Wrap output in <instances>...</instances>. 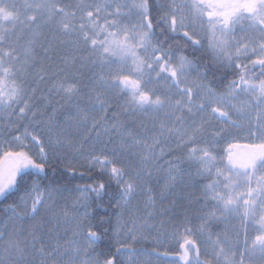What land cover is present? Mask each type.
Masks as SVG:
<instances>
[{
	"label": "snow or ice",
	"instance_id": "1",
	"mask_svg": "<svg viewBox=\"0 0 264 264\" xmlns=\"http://www.w3.org/2000/svg\"><path fill=\"white\" fill-rule=\"evenodd\" d=\"M0 264H264V0H0Z\"/></svg>",
	"mask_w": 264,
	"mask_h": 264
},
{
	"label": "trees",
	"instance_id": "2",
	"mask_svg": "<svg viewBox=\"0 0 264 264\" xmlns=\"http://www.w3.org/2000/svg\"><path fill=\"white\" fill-rule=\"evenodd\" d=\"M87 176L85 177V179L82 181V180H76V181H74V183H79V184H83V183H85L86 181H87ZM106 179V178H105ZM179 194H182L183 195V193H181L180 192V190L178 189V194L177 195H179ZM110 236H111V233L109 234ZM109 241L106 239V240H104L103 241V243L104 244H107ZM112 243L114 244V241H112ZM133 247L136 249V251L139 253L140 251H142V250H145V249H147V250H151V247H150V244H148L147 242H143V243H140V244H135V245H133ZM115 250V248H113V251Z\"/></svg>",
	"mask_w": 264,
	"mask_h": 264
},
{
	"label": "rangeland",
	"instance_id": "3",
	"mask_svg": "<svg viewBox=\"0 0 264 264\" xmlns=\"http://www.w3.org/2000/svg\"><path fill=\"white\" fill-rule=\"evenodd\" d=\"M177 194H178V190H177ZM180 195H182V194H179V195H177V196H180ZM183 195H184V193H183ZM135 203V202H134ZM145 242H147V241H145ZM148 244H150L149 242H147ZM242 246H240L241 247V249L243 248V244H241ZM151 247V246H150ZM136 259L138 260V261H142V260H145V259H147V257H144V256H137L136 257Z\"/></svg>",
	"mask_w": 264,
	"mask_h": 264
},
{
	"label": "flooded vegetation",
	"instance_id": "4",
	"mask_svg": "<svg viewBox=\"0 0 264 264\" xmlns=\"http://www.w3.org/2000/svg\"><path fill=\"white\" fill-rule=\"evenodd\" d=\"M236 223L238 224L239 221L237 220ZM241 244H243V234H242V230H241V236H240V246H242Z\"/></svg>",
	"mask_w": 264,
	"mask_h": 264
}]
</instances>
